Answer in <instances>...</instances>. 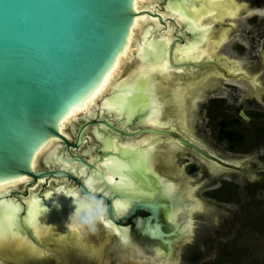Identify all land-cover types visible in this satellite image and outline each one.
Here are the masks:
<instances>
[{"label": "water", "instance_id": "1", "mask_svg": "<svg viewBox=\"0 0 264 264\" xmlns=\"http://www.w3.org/2000/svg\"><path fill=\"white\" fill-rule=\"evenodd\" d=\"M167 1L158 3L161 10ZM142 15L156 18L166 26V20L159 13L148 9L137 11L134 0H0V185L34 180L1 192L0 201L20 204L21 212L16 214L14 229L23 227L27 240L33 235L39 241V233H50V227L71 230L72 225L69 220L64 226L44 224L36 219L38 228L34 229L26 220L25 198L35 195L50 209V202L44 196L46 192L64 185L63 193L82 195L86 192L84 178L94 182L96 194L106 206V219L116 228H123L117 218L126 219L137 211L148 213L137 218V232L149 240H158L166 248L163 259L174 261L177 249L174 244L187 239L191 233L187 207H196L197 202L189 199L182 204L177 200L175 185L152 171L150 153L155 146L152 139H174L210 162L242 171V166L214 156L178 129L164 128L168 122L163 112L167 108L161 106L165 105V97L160 94L157 97H161L158 99L161 104H103L109 96L127 89L116 85L136 70L133 67L119 76L98 98L97 104L78 114L80 120L73 121L69 132H61V121L106 80L118 56L124 54L135 19ZM168 20L173 26L168 46L170 72L181 74L188 68L193 71L209 65L220 69L219 62L211 59L199 64L175 62L172 51L176 44L186 40L187 34L181 33L183 26L174 19ZM151 33L157 36L160 31L153 29ZM164 75L157 73L153 77L158 82ZM226 78L235 80L239 76L227 74ZM239 115L248 120L243 110ZM90 127L98 143L92 144L91 152L85 149L80 154L79 149L86 142L84 134ZM51 141L57 143L51 146V151L40 155L43 165L33 167L35 155ZM260 166L264 168V162ZM50 179H71L76 186L68 187V181L51 182L47 187L38 184L40 180ZM35 185L40 188L32 189ZM125 202L127 210H119L118 205ZM3 208L0 206V215ZM167 208L170 211L166 216L167 225H177L175 231H165L159 221L160 210ZM182 216L183 221L177 224ZM128 242H132L129 231ZM116 250L128 257V252L140 248L133 243L128 249H122L120 243Z\"/></svg>", "mask_w": 264, "mask_h": 264}, {"label": "bare ground", "instance_id": "2", "mask_svg": "<svg viewBox=\"0 0 264 264\" xmlns=\"http://www.w3.org/2000/svg\"><path fill=\"white\" fill-rule=\"evenodd\" d=\"M157 1L158 0H134V7L137 11L141 9H148L152 12L159 13L161 17L166 20V26L163 27L156 18L146 15L139 16L135 19L133 28L131 29L130 37L126 47L124 48V54L118 56L116 63L108 73L106 80L102 83L99 89L87 100H85L83 104L73 109L69 115L61 121V132L66 133L68 124L71 125L73 120H80L78 116L80 112L86 110L94 104H97L98 98H100L107 89L111 88L112 85L116 83L119 76L122 75L120 72L124 71L123 66L127 60L132 62V65L128 67V70L131 67H133V70L136 68V70H134L129 77L121 79L116 85L127 86V89L121 91L120 94L109 96L103 102V104L121 102L157 104L159 98L157 97L154 99L153 96H155L154 93H156L158 90L160 94H163V97H165V108H167V112L173 114V116L170 117V122H172L177 127V129L179 128V130L188 134L192 139H194V134L192 133L191 120L195 102L200 99L203 94H206L210 91L207 90L209 87L213 86L214 88L215 85H218L221 82L220 79L222 77H226L227 74L238 75L239 77L247 80L248 84L246 83V85H248L250 91L254 90V93L259 95L260 89L258 86L260 85V77L258 74H253L247 71L249 68L246 66H244V69L242 68V70L238 69L239 66H234L235 63L227 61L228 59H226V57L224 60L215 59L220 44L224 41L229 30V27L225 26L218 31L216 30V32L214 30L215 26H221L222 21H225V17H227L229 13H235L236 15V13L238 14L248 8L250 1L252 4L253 0H186L182 2L178 0H168L164 5V10H161V8L160 10L158 9V3L163 0ZM182 17H186V19H182ZM168 18L174 19L176 24L183 26L184 31L181 33L187 34L186 40L183 41L182 44H176L172 51L173 60L175 62H194L195 64H199L201 61L211 59L219 62L220 69H215L214 67H204L203 72H197V70L192 71V68H190V70H188V68L182 71L183 73L190 72L188 77L178 82L180 80V77L178 76L179 73L177 74L176 72L173 74V72H170L168 63V46L171 42V33L173 31V26L171 23H169ZM153 29L159 30L160 33L157 34V36H154L151 33ZM201 29H203V31H201ZM190 49H192V51L189 52ZM236 64L240 65L239 63ZM157 73L165 74L163 79L158 82H156L153 77ZM190 74L193 76L189 77ZM170 91H173L172 95L168 94ZM159 103L160 102H158V104ZM168 119L169 118H167L165 121L169 122ZM54 143L57 142L51 141L47 143L46 146H44L43 149L35 155L32 163L33 167H37L38 160L42 156L43 151H51V146H54ZM26 181L29 180H18L12 183L0 185V193L4 191L8 192L14 187H19ZM44 181L45 180H40L38 184L40 185ZM56 182L60 181L56 180ZM83 182L86 186V180L84 178ZM48 183H51V180L48 181ZM63 186L59 185L57 186L56 191H49L45 193L44 196L51 205L48 207L50 209H47L45 206L43 207L41 199H37V196L35 195L25 198L27 203V216L28 204L29 202L35 200L38 202L40 209L39 213L36 215V219H40L44 224L66 226L69 216L74 211L72 200L76 198L77 193H74V195L71 196L68 193H63ZM32 189L35 190L36 185L32 187ZM190 200L194 201L193 199ZM0 202H2V206H4L1 215L10 216L15 214L16 216L17 213L21 212L20 204L16 203L15 201L2 200ZM17 205L19 206V210L14 212L13 206ZM187 209L189 211L190 207H187ZM68 223L72 225L71 222ZM107 228L113 230L118 235L121 241L122 249H128L130 244H133L132 242H128V228H116L113 225H111V227L107 226ZM14 230L19 233L21 239L15 241L9 239L2 246H0V261L2 262H5L3 258L6 259L7 256H10V259H18L16 256L19 257V255L27 250L32 255L38 254V244L36 243L34 246L31 243H27L29 240L25 238L23 227L16 228ZM5 233H7V226H5ZM63 234H71V236L74 235L76 237V244L74 245L76 248L75 250L83 254V256L80 255V257H77V262L80 264L83 262V259L86 260V253H88V250H85L84 247L88 248L91 244H88L87 241H84L85 243L82 244V241L86 237L84 235V229H79V232H73L70 229L50 227V233H39V241L43 243L45 240L61 239ZM125 235L127 237V242L121 238ZM107 242L108 240H101L97 248L92 245L88 249L93 252L92 250L95 248L97 252L102 253L105 243ZM78 246L81 249L77 250ZM155 251L158 258H162L167 255V252L161 250L160 248H157ZM49 252L52 251L49 250ZM159 252L163 255H161ZM128 253L130 254V252ZM30 257L25 256V258L22 260L29 261L27 259ZM31 259L37 260L34 257H31ZM160 260L161 264H173L176 262V259H174L175 262L166 259ZM36 262L41 263L44 261L43 259H40ZM156 262H158L157 258H155L153 263L157 264Z\"/></svg>", "mask_w": 264, "mask_h": 264}, {"label": "rangeland", "instance_id": "3", "mask_svg": "<svg viewBox=\"0 0 264 264\" xmlns=\"http://www.w3.org/2000/svg\"><path fill=\"white\" fill-rule=\"evenodd\" d=\"M158 9L160 10L159 6ZM225 26L229 27V30L227 28V36L220 44L215 59L224 60L226 57V59H228L227 61L235 63L234 66H239L240 68L238 67V69L240 70H242V68L244 69V66L249 67L251 64L253 68L247 71L259 75L261 86L259 85L258 87L260 93L256 95L254 90L250 91L248 85L243 81L233 82L226 78H221L218 92L211 94L206 93L195 102L191 127L192 131L195 133L194 136L197 135L196 137L201 138L204 143L220 152L223 156L236 160H244L247 155H250V153L255 154L258 150L259 153L264 155V150H262V144L264 142V65L262 64V51L264 46V0H253L252 4L250 1L248 8L238 14L236 13V15L235 13H229L227 17H225V21H222V25H216L214 30L218 31ZM131 63L130 60H127L123 66L124 71H121L122 73L120 72V74L126 72L128 67L132 65ZM154 94L155 96L153 97L156 99L157 94H160V92L157 90ZM160 95L163 97V94ZM158 98L161 99V97ZM163 102L165 103L166 100L164 99ZM161 106L166 107V103ZM240 108L244 109L249 114L251 118L249 122L237 120V111ZM234 118L236 120H233ZM224 121H228L225 125L227 130L241 133V135L243 134L245 137L243 142L236 144V148L234 149H230L231 145L227 139H224L221 134L220 136L218 135L219 128L222 127V122ZM69 126L70 124H68L67 129H69ZM39 160L37 167L40 166L39 163L41 160L40 162ZM185 164L184 156L177 157L172 161L173 167L178 171L181 170ZM199 168L200 167L197 169ZM202 178L203 175L199 171L185 175L187 186L192 188L196 187L195 185L198 184ZM218 180L202 188L201 191H199L200 196L197 195L196 188H194L193 194L195 198L200 197L210 203L214 202V204H216L217 200L214 196L222 198L221 200L225 202L220 201L218 205H220V208H227L226 216H223V218H221L222 220L220 219L219 226L209 228L204 238L202 236L204 243L203 241L202 243H198L201 247L200 249L195 248V252L193 251V253H189L187 256L183 254L181 263L180 257H177L178 261L176 264H264V204H261L259 200L263 193L261 194L260 191L259 193L258 191L253 192L255 190L253 188L252 193L247 194L244 192L245 188L243 189L244 183L242 180H238L240 181H237L239 186L234 187L228 183L232 178L223 175L219 180L221 188L217 195H214V193L210 191V188L218 187ZM189 217L191 218V215H189ZM195 220L196 217L194 221ZM195 227L196 225H193V229H195ZM67 236V234H63L61 240L64 238L67 239ZM102 238L105 237L101 235L96 244L91 243L87 238L86 240L97 248L100 241L104 240ZM29 243L34 246L36 244L32 241H29ZM51 244L54 245L52 249H58L59 245L56 246L58 244L57 242H51ZM110 244L111 240L105 243L106 248H104L102 252V257H100L101 253L94 250L92 252L93 257L86 253L87 259H83V262L80 264L150 263V260H148L149 258L144 257L140 259L139 257H125L123 260H115L109 254ZM61 256L57 258L58 260L60 259L61 264H79L77 260L72 263V261H68V258L64 259L65 253ZM23 257L24 255H19V257H17L19 259H7L6 262L23 264ZM53 262L54 261L51 263ZM8 263L0 262V264Z\"/></svg>", "mask_w": 264, "mask_h": 264}, {"label": "flooded vegetation", "instance_id": "4", "mask_svg": "<svg viewBox=\"0 0 264 264\" xmlns=\"http://www.w3.org/2000/svg\"><path fill=\"white\" fill-rule=\"evenodd\" d=\"M263 55H264V46H263V51H262V59L264 58ZM262 64L264 65V59H263ZM240 66H242V65H240ZM207 67L216 68L213 65H209ZM248 68L252 69L253 66L250 64V66ZM203 70H204V68L197 70V72H203ZM238 72H241V71H238ZM189 73L190 72L178 74V76L180 77L179 78L180 80L178 82H180L182 79L184 80L186 77H188ZM190 76H193V75L190 74L189 77ZM222 78H226V77L224 76ZM240 79H242V80H240ZM228 80L233 81V82L244 81L245 84L247 82L246 79H244L242 77H239V79H235V80H232V79H228ZM219 84L215 85L214 88H213V86L209 87L207 90H210V91L207 92V94L218 92ZM172 92L170 91L169 95H172ZM240 110H243L245 112V114L248 116V120H245V119L240 117V115H239ZM163 114H164L165 120H166L168 118L167 115H169L170 112H167V110H166L163 112ZM237 116H238L237 120L249 122L251 119L249 114L242 108L238 109ZM168 120H169V122L164 125V128L169 127V128H176L177 129V127L172 122H170V117ZM233 120H236V119L234 118ZM224 122H222V124H223L222 127L219 128V134L218 135L220 136V134H221L224 137V139H227L231 145L230 149H234V148H236V144L242 143L245 137L243 134L241 135V133H237L234 131L227 130L225 125L227 124L228 121H224ZM77 126H78V124H77ZM92 129L93 128L90 127L86 131V133L84 134V138H86V142L84 143V146L79 149L80 154L84 153L83 151L85 149L90 150V152H91L92 144L98 143L97 138L94 137V133H93ZM178 130H179V128H178ZM68 132H69V130H68ZM179 132L184 134L187 138H190L191 140L195 141L199 146L205 148L210 153H212L214 156L221 158L227 162H230V163H233V164H236V165L243 167L242 171H239V170L228 169V168L223 167L220 164L215 163V162H210L209 160H206L204 157L200 156L199 154H197L196 152L191 150L189 147H186V146L178 143L174 139L173 140L172 139H166V138H164V139L163 138L162 139H152V141H154L153 145H155L153 148L151 147L152 151L150 153V159H151V163H152V166H151L152 171L166 177L172 184L175 185V189H176L175 192H176L177 200L182 201V204H186L189 200V197H190V199H193L195 202H197L196 207H193V208L190 207V210L188 211L189 215H191V218L189 217V222H190V227H191V233H190L189 237L183 241H179L176 244H174V246H177L176 247L177 248L176 249V257H175L176 262L178 261L177 257H180V263H181V259H182L183 254H185V256H187V255H189V253L191 254V253H193V251L195 252V248L200 249L201 247L199 246L198 243L199 242L202 243V241L204 243V239L202 240V236L204 238V236L206 235V232L208 231L209 228H215V226H219L218 224L220 223L219 222L220 219L223 218V216H226V213H227L226 207L220 208V205H218V203H220V201H223V200H221L222 198H220L218 196H214V198L216 197V199H217L216 204H214V202L210 203L209 201L201 199L200 197L195 198V197H193L194 196V194H193L194 188H196L197 195L200 196L199 191H201L202 188L215 183L216 180H218V179L220 180L221 176L226 175V176H230L232 178V180H230V182H228V183L233 185L234 187L239 186L237 183L238 180H242V182L244 183L243 189L245 188L244 192L247 194L252 193L253 188L255 189L253 192L258 191V193H259V191H260L261 194L263 193L262 197L259 200H260L261 204H264V168H260L261 167L260 163L264 162V155H262V153H259V150H258L257 153H255V154L250 153V155H247L244 160L232 159L230 157L223 156L220 152H218L215 149L208 146V144L204 143L201 138L196 137L197 135L194 136V139H192L185 132H183L181 130H179ZM192 133L195 135L194 132H192ZM69 140L71 142H73L72 137L71 138L69 137ZM262 146H263L262 150H264V142H263ZM154 149H155L156 153L154 152ZM71 151L74 152V150H71ZM181 156H184L186 164L184 167H182L181 170L178 171L173 167L172 161L175 158L181 157ZM89 157H90L89 155L86 156L87 159ZM40 160H41V162H40ZM40 160H39V162H40L39 165L42 166L43 160L41 158H40ZM169 164H171L172 166ZM198 167H200V168L197 169ZM102 170L105 171L104 168H102ZM196 171L201 172L203 175V178L201 181L198 182V184L195 185L196 187H193V188L188 187L186 184L185 175H187L189 173L196 172ZM50 180H48V181H50ZM219 180H218V183H219L218 187L210 188V191H212L214 193V195H217L218 191L221 188V185H220L221 183ZM224 180H226V179H224ZM29 181L33 182L34 180L29 179ZM57 181H60V182H56V180H51V182H53V184L62 183V182L64 183V182L68 181L67 182L68 187H75L76 186V182L74 180H71V179H69V180L64 179V180H57ZM44 182L41 183L40 185H42L43 187H47V185H49L48 182H45V183ZM238 182H240V181H238ZM37 188H40V187L38 186ZM21 190H24V189L21 188ZM96 196L98 198L99 195L96 194ZM223 202H225V201H223ZM199 210H201V211H199ZM168 212H170L168 208L167 209H161L159 214H158L159 221L163 225V228L165 231H171V230L175 231L176 230L175 227L177 225H174L173 227H170L167 225L168 222L166 220V216H167ZM146 215H148V213L143 212V211H137L135 214L131 215L130 217H128L126 219L120 220V218H117L118 225L122 226L123 228H128L129 236H130L132 242L136 243L137 247L140 248V250L133 251V252H130V254H127V256H128L127 258L139 257V259H140L141 257H145V258L148 257V258H153V261L155 260V258H157L158 262H156V263L161 264L160 259H163V257L162 258L157 257L155 248H160L161 250H164V251H166V248L164 246H162L158 240H149L148 238L141 236V234H139L136 230L137 228L135 225H136L137 218L139 216L144 217ZM195 217H196V220L194 221ZM181 221H183V216L181 217V219H179L177 221V224H180ZM193 225H196L195 229H193ZM106 228H107V226L99 223L97 225L95 232H89L87 230H84V235L86 237L82 241V244L85 243L84 241H87L89 244V241L86 240V238L89 239L91 243L96 244V243H98L100 236L103 235L105 238H102V239L108 240V242H110V240H111V244H110V248H109V250H110L109 254L111 255V257H113L115 260L117 259L118 261L123 260L126 255L124 256L123 253H119V251L116 250V247H118V245H120V243H121L120 238L118 237V235L113 230L108 229V228L106 229ZM192 232H193V235H191ZM67 235H68L67 236L68 241L66 240V238H64L65 240L64 239L63 240H61V239H57V240L50 239V240H45V242L42 241L43 243L38 241V239H36L33 235H29L30 240L32 239L33 242L38 244V247H37V249H38L37 253L38 254L32 255L27 250V251H24V253H22L21 255H24L23 258H25V256H29V257L31 256V257H34L37 259V260H35V259H29L28 258L30 261L36 262L40 259H43L44 264H53V263L54 264H61L60 259L58 260L57 258L61 255H64V253H65L64 259L68 258V261H70V262L72 261V263H74V262H76L77 257L78 256L80 257V255L83 256V254H81L75 250L74 245L76 244L75 243L76 237L74 235L71 236V234H67ZM171 238H173V237L170 236V239ZM73 240H74V242H73ZM29 241H27V243H29ZM51 242H57L58 244L56 246L59 245L58 249H56V248L52 249V247L54 245L51 244ZM91 246L92 245H90L89 247H91ZM71 247H74V248H71ZM88 248L84 247L85 250H88V254H90L92 256L93 253ZM104 248H106V246ZM79 249H81V248L78 246L77 250H79ZM49 250L52 252H49ZM94 250H96V249L94 248ZM94 250H92V251H94ZM103 251H104V249H103ZM160 254L163 255L162 253H160ZM101 255H102V253H101ZM101 255H100V257H101ZM16 257H18V256H16ZM40 257H42V258H40ZM7 259H10V256H7L6 259L3 258V260L5 261L3 263H6ZM90 259H89V262H90ZM55 260H56V262H55ZM91 260H93V259H91ZM52 261H54V262L51 263ZM0 262H2V261H0ZM149 262L150 263H146V264L153 263L152 260ZM176 262L173 264H176ZM22 263L23 264L24 263L29 264V262L25 261V260ZM31 263H33V262H31ZM36 263H39V262H36ZM8 264H15V263L10 262Z\"/></svg>", "mask_w": 264, "mask_h": 264}, {"label": "clouds", "instance_id": "5", "mask_svg": "<svg viewBox=\"0 0 264 264\" xmlns=\"http://www.w3.org/2000/svg\"><path fill=\"white\" fill-rule=\"evenodd\" d=\"M86 192L76 194L72 200L74 211L68 220L73 226L89 232H95L97 225L106 218V206L102 199L97 198L98 191L94 182L86 181Z\"/></svg>", "mask_w": 264, "mask_h": 264}, {"label": "snow or ice", "instance_id": "6", "mask_svg": "<svg viewBox=\"0 0 264 264\" xmlns=\"http://www.w3.org/2000/svg\"><path fill=\"white\" fill-rule=\"evenodd\" d=\"M209 14H211V13H209ZM182 19H186V17H182ZM201 31H203V29H201ZM190 51H192V49H190L189 52ZM165 67H166V65H165ZM8 182H11V181H8ZM68 194L70 196L74 195V193L71 191H69ZM0 206H2V202H0ZM13 208H14V212L19 210L18 205L13 206ZM118 208L121 211H126L128 208V203L127 202L121 203L118 205ZM39 211H40V209H39V205H38L37 201L33 200V201L29 202V204H28V216H27L26 220H27V222L30 223V226H32L34 229L38 228V225L36 224V215L39 213ZM16 219H18V217H16L15 214L10 215V216L0 215V246H2L9 239L14 240V241L21 239L19 233L14 230V221ZM5 221L7 222V233H5ZM101 224L111 227V225L109 224V221L106 218L101 222ZM71 230L73 232H79V229L76 228L75 226H72ZM121 238H122V240L127 242L126 235L122 236Z\"/></svg>", "mask_w": 264, "mask_h": 264}]
</instances>
